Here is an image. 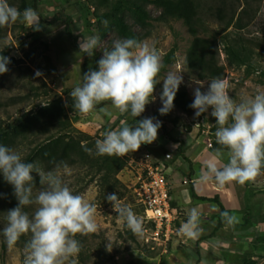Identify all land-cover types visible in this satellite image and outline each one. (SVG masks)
<instances>
[{"label":"rangeland","instance_id":"obj_1","mask_svg":"<svg viewBox=\"0 0 264 264\" xmlns=\"http://www.w3.org/2000/svg\"><path fill=\"white\" fill-rule=\"evenodd\" d=\"M221 1L229 9L232 6L235 9L238 5L236 0H205L204 8L210 5L215 7ZM26 2L30 3L29 0ZM155 2L54 0L46 3V0H37L35 11L40 16L39 31L28 27L22 22V17L10 26L0 27V55L10 60L8 71L0 74V126L35 115L56 99L62 102L66 116L63 124L55 125V128L39 117L36 129L29 130L26 139L18 141L12 149L20 152L25 160L32 149L48 138L70 134L75 140H82V157L73 154L71 157L74 163L68 164L67 161L59 164L62 179L73 193L84 196L97 207V231L87 236L77 234L82 246L76 257L77 264H154L161 251L159 249H162L154 242L146 243L143 237L134 235L106 199L108 194L115 193L124 205L130 206L142 219L143 210L136 201L134 189L138 174L142 171L140 162L146 151L150 152L148 149L152 145L142 144L138 151L118 157L121 163L112 166L109 172L102 165L107 155L95 154L94 138L98 136H89L74 127L78 111L72 106L70 92L82 83L83 74L95 61L97 63L105 49L111 50L114 41L127 39L129 33H134L142 38L141 42H147L159 51L164 65L158 76L161 81L155 86L154 99L146 105L143 114L144 118L160 121L164 132L158 135L168 137L165 133L167 129L173 142L193 133L208 142L212 151L221 147L216 143L215 131L218 125L211 116L212 109L196 117L195 110L189 107L194 100L195 88L200 87L201 91H206L213 78L226 79L230 84L229 94L236 102H240L242 97L254 96L257 91H264V34L253 25L259 17L264 20V0L251 5L253 11L258 10V13L253 21L244 19L240 28L235 26L224 31L215 18L207 15L203 17L197 36L206 42L204 46L210 49L211 61L217 69V76L207 75L204 79L199 78L202 74L200 70L194 71L188 67L194 38L187 27L181 20L157 21L162 9ZM8 3L18 10L21 8V0H8ZM68 16H71L72 21L67 28ZM103 20L109 22L107 27L102 23ZM93 35L100 37V45L94 50L95 54L89 57L80 51L79 41ZM229 49L239 56V61L229 56ZM78 63L80 68L76 67ZM169 72L183 77L177 93L184 94L186 107L190 108L188 113L181 111L174 103L167 114L161 115L159 112L162 107L160 97L163 78ZM127 114L122 115L120 122L124 121ZM129 126H132V122ZM86 135L91 139L85 141L82 136ZM85 148L92 149V154L85 151ZM223 151L226 153L227 149ZM224 158L228 161L226 154ZM64 164L67 169L63 168ZM33 176L35 196L40 190V184L38 174L33 173ZM0 179H3L2 173ZM246 184L253 194L246 218L250 227L246 229L245 222L242 224L245 228L235 233L233 244L224 255L225 264H264V174ZM17 205V199L10 208L0 205V264H23L25 246L31 239V233H28L22 235L12 248L6 244L2 229L7 223V211ZM36 208L37 205L33 204L25 206L23 211L31 217ZM3 243L7 246L4 260L1 257Z\"/></svg>","mask_w":264,"mask_h":264},{"label":"clouds","instance_id":"obj_2","mask_svg":"<svg viewBox=\"0 0 264 264\" xmlns=\"http://www.w3.org/2000/svg\"><path fill=\"white\" fill-rule=\"evenodd\" d=\"M28 27L40 30V16L31 7L21 13L10 6L8 0H0V27H7L21 19ZM105 27L109 22L103 20ZM100 45V37L93 35L79 41L80 51L89 57L95 54ZM8 57L0 55V74L8 71ZM98 70L83 74L82 83L71 92L73 108L87 115L96 105L110 101L121 114L129 113L139 117L145 112L146 105L153 99L155 86L164 67L159 51L147 42L135 38L116 40L111 50L105 49L97 61ZM39 75V73H37ZM183 77L176 73H167L163 78V91L160 97L161 115L174 107L175 95ZM202 86V84H201ZM230 84L226 79L213 78L206 91L200 87L194 89V100L189 105L195 110V116L212 109L215 118L216 143L221 147L204 160L200 169L198 184L215 181L219 186L231 182L244 185L254 182L264 174V91L254 96L242 97L236 102L229 94ZM161 122L155 118H144L135 126L121 121L120 127L101 133L102 139L95 141L97 156L124 157L136 152L142 144H151L158 138ZM227 149L225 153L223 150ZM89 154L92 149L85 148ZM227 155L228 162L222 158ZM61 165L51 171H45L37 163L25 162L20 152L0 144V173L3 179L14 189L18 205L7 211V223L2 232L9 248L16 245L22 235L31 233V239L25 246L23 264H77L76 257L81 251L77 234L87 236L97 231V207L84 196L74 194L62 179ZM67 169V165H63ZM38 174L40 190L33 196V185ZM106 199L118 213V218L137 237L145 235L143 220L130 206H126L115 193ZM37 205L34 214L23 211L25 206ZM202 213L197 207L187 213V221L178 229V235L187 239H197L201 228ZM229 226L238 222L236 216L227 211L221 213ZM109 249V245H107Z\"/></svg>","mask_w":264,"mask_h":264},{"label":"crops","instance_id":"obj_3","mask_svg":"<svg viewBox=\"0 0 264 264\" xmlns=\"http://www.w3.org/2000/svg\"><path fill=\"white\" fill-rule=\"evenodd\" d=\"M52 2L54 0H46V3ZM78 65L80 66L78 63L76 67ZM122 115L110 101H104L96 105L90 114L78 112L74 127L89 136L103 138L101 133L120 127ZM141 115L145 117L143 113ZM124 121L130 125L132 119L129 114ZM165 131L168 137L158 135L148 150L154 161L169 168L170 207L176 215V231L167 249H159L161 251L154 264H225L224 255L226 249L233 244L237 226L247 220L248 208L253 201L250 187L246 183L240 185L236 182L222 187L215 181L196 183L204 160L215 152L210 149L208 142L193 133L173 142L171 134L167 129ZM222 162H228L224 156ZM193 207H197L202 213L203 229L195 240L177 234L181 224L187 221L188 211ZM225 211L230 216H236L238 222L232 226L227 225L221 216Z\"/></svg>","mask_w":264,"mask_h":264},{"label":"trees","instance_id":"obj_4","mask_svg":"<svg viewBox=\"0 0 264 264\" xmlns=\"http://www.w3.org/2000/svg\"><path fill=\"white\" fill-rule=\"evenodd\" d=\"M21 0L20 12L22 13L26 8H33L36 10L37 0ZM237 6L233 9L226 7V3L221 1L217 6H207L204 8L205 0H156L155 4L158 8L162 9L160 16L157 18L159 22H168L171 19L181 20L183 24L187 27L190 35L194 38L192 45V50L188 57V67L194 71L200 70L202 74L199 78L204 79L207 75L217 76V69L215 63L211 61V51L205 47V41L198 38V29L203 24V17L209 16L210 18H215L219 25L223 27L224 31L229 30L231 27H241L243 26L244 19L253 21L255 14L258 10L253 11L251 5L261 2V0H236ZM241 4L243 7L241 8ZM229 9V10H228ZM139 10V9H138ZM240 10V11H239ZM140 11V10H139ZM239 12V13H238ZM67 28L70 25L72 19L71 16L67 17ZM257 30L264 34V20L258 18L253 22ZM129 38H135L141 41V37L134 33H129ZM229 56L234 60L240 59L239 56L232 50H228ZM239 61V60H238ZM93 70H98L96 61L91 67ZM209 77V76H208ZM219 77V76H218ZM178 108L183 112H190V108L186 107L184 94L179 92L176 94L174 102ZM130 115V114H129ZM41 117L48 125L56 127L62 125L65 119V111L62 102L58 99L54 100L49 106L41 108L35 115H28L22 117L17 122L8 124L6 126H0V144L5 145L9 148H13L18 141L25 140L26 134L31 129H36V123L38 118ZM132 126H135L137 121L144 119L141 115L139 117H132ZM56 125V126H55ZM45 131V130H44ZM159 132H164V127L158 130ZM86 141L91 139L89 136H82ZM95 137L94 140H97ZM82 140H75V138L70 134H63L57 138H48L44 140L42 144L37 145L30 154L25 159V162L39 163L44 167L46 171L51 170L60 163H74L73 154L82 157L83 146L81 145ZM71 161V162H70ZM121 163L118 157L106 156L102 161L103 167H105L109 172L112 171V166ZM15 195L13 187L7 185L4 179H0V205L2 207L10 208L15 202ZM250 227V223L246 222V229ZM243 225L237 226V232L243 229ZM76 239L80 238L76 235ZM7 251V246L3 243L1 246V257L4 260V255ZM125 264H132V262H127Z\"/></svg>","mask_w":264,"mask_h":264},{"label":"built area","instance_id":"obj_5","mask_svg":"<svg viewBox=\"0 0 264 264\" xmlns=\"http://www.w3.org/2000/svg\"><path fill=\"white\" fill-rule=\"evenodd\" d=\"M140 167L142 171L138 174L134 193L143 210V239L166 250L176 231V215L170 207L169 168L154 161L149 151L142 158Z\"/></svg>","mask_w":264,"mask_h":264}]
</instances>
